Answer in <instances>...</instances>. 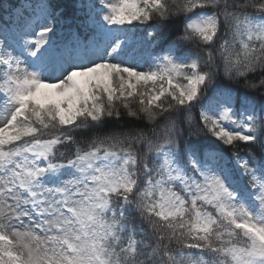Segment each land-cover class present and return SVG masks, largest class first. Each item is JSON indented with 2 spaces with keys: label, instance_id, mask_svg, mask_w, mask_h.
I'll return each mask as SVG.
<instances>
[{
  "label": "snow or ice",
  "instance_id": "1",
  "mask_svg": "<svg viewBox=\"0 0 264 264\" xmlns=\"http://www.w3.org/2000/svg\"><path fill=\"white\" fill-rule=\"evenodd\" d=\"M0 9V264H264V0Z\"/></svg>",
  "mask_w": 264,
  "mask_h": 264
},
{
  "label": "trees",
  "instance_id": "2",
  "mask_svg": "<svg viewBox=\"0 0 264 264\" xmlns=\"http://www.w3.org/2000/svg\"><path fill=\"white\" fill-rule=\"evenodd\" d=\"M9 2H11V3H17V2H23V0H0V3H3V6L4 7H7ZM0 14H1L0 16L3 15V10L2 9H0ZM197 115H198V113H197ZM79 135H86V134L81 133Z\"/></svg>",
  "mask_w": 264,
  "mask_h": 264
}]
</instances>
